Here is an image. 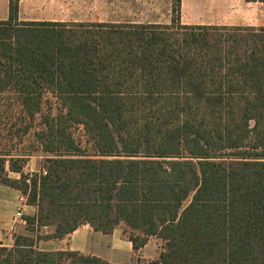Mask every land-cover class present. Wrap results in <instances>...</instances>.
<instances>
[{"label": "trees", "instance_id": "trees-1", "mask_svg": "<svg viewBox=\"0 0 264 264\" xmlns=\"http://www.w3.org/2000/svg\"><path fill=\"white\" fill-rule=\"evenodd\" d=\"M172 1L159 24L17 21L8 0L0 85L30 117L46 92L60 108L36 132L42 170L10 161L11 179L0 155V183L36 206L27 230L54 226L51 238L122 222L135 250L163 241L147 264H264V27L183 25ZM0 264L111 263L17 236Z\"/></svg>", "mask_w": 264, "mask_h": 264}, {"label": "crops", "instance_id": "crops-1", "mask_svg": "<svg viewBox=\"0 0 264 264\" xmlns=\"http://www.w3.org/2000/svg\"><path fill=\"white\" fill-rule=\"evenodd\" d=\"M22 2L23 0H19L18 3L17 21H56L22 19ZM253 4H259V13L244 14L243 8L245 6H256ZM232 7L233 4L230 5L228 0H180L179 20L183 25L264 27V2L242 0L241 10H234ZM7 18L8 0H6L5 7L3 6L0 10V20H6ZM101 23L159 22L111 20L102 21ZM36 211V206L28 204L26 197L19 190L0 183V245L10 248L14 245L15 237L24 236L33 238L35 248L40 251L77 252L82 255L97 257L111 264H147L155 260L163 250V241L156 236H150L143 247L137 250L133 249L128 236L125 235V231L130 230L122 222L109 234L95 231L89 224H81L73 232L62 238H51L54 233V226H34L33 231L27 230L25 217L34 216ZM18 212L21 213V218L16 217ZM144 258L147 259V262L138 261V259Z\"/></svg>", "mask_w": 264, "mask_h": 264}, {"label": "rangeland", "instance_id": "rangeland-1", "mask_svg": "<svg viewBox=\"0 0 264 264\" xmlns=\"http://www.w3.org/2000/svg\"><path fill=\"white\" fill-rule=\"evenodd\" d=\"M228 1L230 5L233 4L234 10H241L242 0ZM172 3V0H23L22 19L68 22L157 21L165 24L171 20ZM5 5L6 0H0V10ZM253 5L256 6H245L244 14L259 13V4ZM59 108L56 97L46 92L42 95L40 111L30 117L18 94L10 86L0 85V155L6 160L5 170L9 178H19L17 173L9 170L10 161L22 164L25 174L40 172L45 166L46 153L41 150L36 132L44 128L45 115H54ZM71 132L82 149L94 153L81 126L72 127ZM125 232L126 236L133 233L128 230ZM139 260L147 262L145 258Z\"/></svg>", "mask_w": 264, "mask_h": 264}, {"label": "built area", "instance_id": "built-area-1", "mask_svg": "<svg viewBox=\"0 0 264 264\" xmlns=\"http://www.w3.org/2000/svg\"><path fill=\"white\" fill-rule=\"evenodd\" d=\"M16 217H17V218H21V213L18 212V213L16 214Z\"/></svg>", "mask_w": 264, "mask_h": 264}]
</instances>
